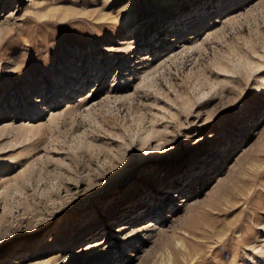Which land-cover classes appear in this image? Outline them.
Instances as JSON below:
<instances>
[{"label": "rangeland", "instance_id": "obj_1", "mask_svg": "<svg viewBox=\"0 0 264 264\" xmlns=\"http://www.w3.org/2000/svg\"><path fill=\"white\" fill-rule=\"evenodd\" d=\"M0 264H264V0H0Z\"/></svg>", "mask_w": 264, "mask_h": 264}, {"label": "bare ground", "instance_id": "obj_2", "mask_svg": "<svg viewBox=\"0 0 264 264\" xmlns=\"http://www.w3.org/2000/svg\"><path fill=\"white\" fill-rule=\"evenodd\" d=\"M249 1H252V0H249ZM230 7V6H229ZM191 18V17H190ZM192 19V18H191ZM181 21V20H180ZM180 21L178 22V23H180ZM189 21V20H188ZM181 22H186V19H183ZM181 24V23H180ZM187 24V23H186ZM183 25V24H182ZM205 25V24H204ZM172 28H174L175 29V31H173V32H175L174 34H173V38L176 40V41H179V34H177V33H179L178 32V29H179V27H177V25H175V26H173ZM184 31H187V29L185 30L184 29ZM187 40H190V39H187ZM187 40H183L182 41V43H180V46L182 45L183 47H185V46H187ZM160 43V45L161 46H159L160 48H163V47H165L166 45V43H162L161 41L159 42ZM129 45V44H128ZM168 45V44H167ZM169 45H170V50L171 51H173V53L179 48V45H173V43H169ZM134 53H133V56L134 55H136V57H134V59H133V64L132 65H130V68L128 69V71H127V73H126V77H125V80H130V79H132V78H143V75L145 74V73H147V72H149V71H151V69L153 70V68H154V66L156 65V61H157V59H158V57H156L152 62H148V63H143V64H141L139 61H138V59L137 58H139L138 57V54L136 53V50L135 51H133ZM157 52V51H156ZM155 56H158V55H155ZM154 56V57H155ZM156 60V61H155ZM158 63V62H157ZM156 67V66H155ZM104 72V71H103ZM176 195V194H175ZM156 201L159 203L160 201H161V198H160V196L158 195V196H156ZM156 206H158V204L156 203ZM141 212V211H140ZM144 213V211L142 212V213H140V214H138L139 216H142V215H144L143 214ZM155 213V212H154ZM160 213V212H159ZM153 220H154V218H153ZM126 222V221H125ZM136 223H138L137 221H134V222H131V221H127L125 224H123L122 225V227H121V229L120 230H123V229H125V230H128V228H135V225H136ZM158 223V222H157ZM151 224H154L153 222L151 223ZM153 227H155V224H154V226ZM153 229V228H152ZM120 230H119V232H118V230H115L114 232L112 231V233H116L115 235H117L118 233H120ZM129 230H131V229H129ZM131 231H133V230H131ZM120 235H122V232H121V234ZM103 242V241H102Z\"/></svg>", "mask_w": 264, "mask_h": 264}]
</instances>
